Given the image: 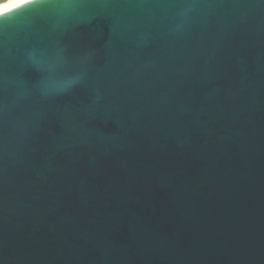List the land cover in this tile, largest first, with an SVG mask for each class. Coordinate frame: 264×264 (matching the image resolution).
<instances>
[{
    "label": "water",
    "instance_id": "1",
    "mask_svg": "<svg viewBox=\"0 0 264 264\" xmlns=\"http://www.w3.org/2000/svg\"><path fill=\"white\" fill-rule=\"evenodd\" d=\"M0 264H264V0L0 16Z\"/></svg>",
    "mask_w": 264,
    "mask_h": 264
},
{
    "label": "snow or ice",
    "instance_id": "2",
    "mask_svg": "<svg viewBox=\"0 0 264 264\" xmlns=\"http://www.w3.org/2000/svg\"><path fill=\"white\" fill-rule=\"evenodd\" d=\"M37 3H38V0H22L21 3L16 4L13 7L7 8L3 12H0V16H7L9 13H11V12H13L15 10H19V9L25 8L28 5H35Z\"/></svg>",
    "mask_w": 264,
    "mask_h": 264
},
{
    "label": "clouds",
    "instance_id": "3",
    "mask_svg": "<svg viewBox=\"0 0 264 264\" xmlns=\"http://www.w3.org/2000/svg\"><path fill=\"white\" fill-rule=\"evenodd\" d=\"M22 0H9L8 3L0 6V12H3L5 9L15 6L16 4L21 3Z\"/></svg>",
    "mask_w": 264,
    "mask_h": 264
},
{
    "label": "bare ground",
    "instance_id": "4",
    "mask_svg": "<svg viewBox=\"0 0 264 264\" xmlns=\"http://www.w3.org/2000/svg\"><path fill=\"white\" fill-rule=\"evenodd\" d=\"M9 2V0H4V1H2L1 3H0V6H2L3 4H6V3H8Z\"/></svg>",
    "mask_w": 264,
    "mask_h": 264
}]
</instances>
